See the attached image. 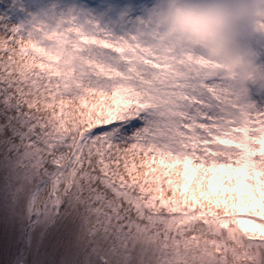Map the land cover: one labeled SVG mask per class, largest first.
Wrapping results in <instances>:
<instances>
[{
    "label": "snow or ice",
    "instance_id": "1",
    "mask_svg": "<svg viewBox=\"0 0 264 264\" xmlns=\"http://www.w3.org/2000/svg\"><path fill=\"white\" fill-rule=\"evenodd\" d=\"M0 3V264H264V108L244 85L155 4Z\"/></svg>",
    "mask_w": 264,
    "mask_h": 264
},
{
    "label": "clouds",
    "instance_id": "2",
    "mask_svg": "<svg viewBox=\"0 0 264 264\" xmlns=\"http://www.w3.org/2000/svg\"><path fill=\"white\" fill-rule=\"evenodd\" d=\"M161 27L226 76L244 85L264 80L249 43L264 35V0H156Z\"/></svg>",
    "mask_w": 264,
    "mask_h": 264
},
{
    "label": "rangeland",
    "instance_id": "3",
    "mask_svg": "<svg viewBox=\"0 0 264 264\" xmlns=\"http://www.w3.org/2000/svg\"><path fill=\"white\" fill-rule=\"evenodd\" d=\"M87 3L90 5L95 6L96 4L101 3V0H86ZM109 3L114 4H138V5H147L148 7L153 6L156 3V0H108ZM3 9V3H0V10ZM134 16L139 15L138 12L133 13ZM2 32H0V36H2ZM249 43L251 44L252 48L257 53L256 55V62L260 64L261 66H264V35L255 34L249 38ZM0 57H3L6 59V56H4L3 52H0ZM2 72V70H0ZM245 88L247 89L248 99L250 102H253L257 105V107L264 108V80H258V81H250L245 84ZM136 162L139 163V157L136 158ZM131 167V158H130V164ZM157 165H154V167H158ZM138 172H151L150 169L145 168H138ZM136 174L135 172L133 173ZM125 178L129 179L127 176V173H125ZM150 181L154 179L153 176L147 177ZM3 180L2 175H0V187H2ZM165 189L167 188V185H164ZM159 195V193H156ZM163 195L165 198L171 197L172 192L165 190L163 192ZM177 197H179V193H177ZM39 238V237H38ZM4 240V210H3V200H2V193H0V247L3 245ZM239 264H247V262L242 259Z\"/></svg>",
    "mask_w": 264,
    "mask_h": 264
}]
</instances>
